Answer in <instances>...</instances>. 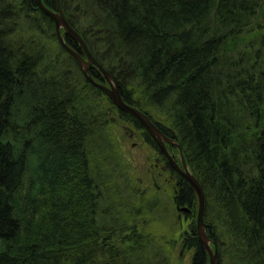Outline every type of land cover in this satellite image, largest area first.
<instances>
[{"label":"trees","instance_id":"1","mask_svg":"<svg viewBox=\"0 0 264 264\" xmlns=\"http://www.w3.org/2000/svg\"><path fill=\"white\" fill-rule=\"evenodd\" d=\"M75 1L90 3L101 40L90 44L58 0L65 20L120 97L178 144L204 193L206 234L218 253L217 230L235 264H264V0ZM41 2L54 10L53 0ZM53 28L33 0H0V264H139L151 240L129 226L141 206L115 205V166L104 165L114 149L103 126L128 122L160 151L134 119L99 99L105 94L82 78ZM49 35L55 51L41 46ZM73 77L98 94L104 123L75 93ZM143 105L163 112L173 130ZM168 151L180 166L178 150ZM158 154L173 206L188 210L180 213L188 225L179 247L190 264H207L195 194Z\"/></svg>","mask_w":264,"mask_h":264},{"label":"rangeland","instance_id":"2","mask_svg":"<svg viewBox=\"0 0 264 264\" xmlns=\"http://www.w3.org/2000/svg\"><path fill=\"white\" fill-rule=\"evenodd\" d=\"M65 1L67 2L65 7L68 17L75 23L77 29L86 34V39L90 44H93V40H95V43L99 42L102 35H98L97 30L92 32L90 3L85 1L84 7H80L75 0ZM63 8V5H60V9ZM41 41H44L41 43L44 49L55 51V40L51 35L45 39L42 38ZM93 49L94 47H92ZM98 50H100V46ZM119 76H121V73H119ZM78 80L77 77H73V90L76 94H79V98H82L84 102L89 104L92 102L94 109L98 110L97 115L100 116L99 99L104 102L105 99L103 98L107 97L104 95L98 99V94L83 89L80 83L77 82ZM124 82L127 83V80ZM128 89H131V87L129 86ZM142 108L147 112L148 110L151 111L152 118L159 125L167 126L169 131L173 130L163 112L161 113L159 109H149L146 105H143ZM104 109L105 107L101 108L104 111L103 113L106 114L107 110ZM98 119L104 123L102 116ZM103 127L105 134L109 135L106 138L110 140L114 149L111 162L109 164L104 162V165L105 171L108 172L111 168L114 169L115 166L111 182L115 186V205H119L121 209L134 211L138 206H141L140 219H131L129 226H133L136 233L147 234L149 240H151L150 244L139 254V264H190V254L183 252L179 247L180 236L186 231L188 221L173 206L171 200L172 184L169 180L167 182L166 179L168 173H162L158 168L152 167L157 162L156 151L143 141L140 132L135 130L128 122L122 121V123L118 122L114 125L109 123L108 127L106 125ZM157 172L162 174L158 175ZM152 178H154L158 189L153 187ZM134 211L132 212L133 215L135 214ZM209 221L214 222L216 220L211 217ZM217 232L218 237L223 240L222 248L219 249L218 253L221 264H235L234 258L229 255L230 250L225 251L226 248H229L228 238L226 240L223 235V238H221V232L218 230ZM140 243L143 245V240Z\"/></svg>","mask_w":264,"mask_h":264},{"label":"water","instance_id":"3","mask_svg":"<svg viewBox=\"0 0 264 264\" xmlns=\"http://www.w3.org/2000/svg\"><path fill=\"white\" fill-rule=\"evenodd\" d=\"M53 2L55 4V8L54 10H50L46 8L40 2V0H33L36 8L47 18H49L51 23L54 25V34L56 35L58 45L61 46L66 51V53L74 59L84 78H86L94 88L96 87L103 91L105 96L110 100L115 109L127 114L139 124V126L146 132L150 140L153 141L158 151H160L163 157H165L166 162H168V165L173 170V172L177 173L186 183L190 185L193 194H195L197 205L194 214L195 235L205 250L207 264H218L219 258L215 241L214 239L211 240L206 234V229H208L209 226H207V224L204 222L203 215L205 207V196L202 192L199 182H197L192 173L188 171L185 161H183L178 144L175 141L170 140L159 129H157L155 125L150 122V120L147 119V117L141 111L137 110L131 105H127L123 101V99L120 97L113 77L95 61V58H93V56L90 54L83 40L66 22L64 14L60 9V3L58 2V0H53ZM60 30H62L61 34ZM63 34L74 40V42L79 46L80 53L83 57L78 55L74 50L65 45L63 41ZM94 67L102 77L103 82L107 84L106 87L96 82L94 83L91 77H89L88 69ZM170 146H175L178 150L180 166L176 163V161L174 162L173 155L167 151V148H169ZM151 181L153 187L157 189V185L155 184L154 179H151ZM175 210L178 212H188L185 207H179L178 205H175Z\"/></svg>","mask_w":264,"mask_h":264},{"label":"bare ground","instance_id":"4","mask_svg":"<svg viewBox=\"0 0 264 264\" xmlns=\"http://www.w3.org/2000/svg\"><path fill=\"white\" fill-rule=\"evenodd\" d=\"M40 2H41V0H40ZM42 3V2H41ZM43 4V3H42ZM70 26V25H69ZM53 27H54V25H53ZM73 29V28H72ZM74 30V29H73ZM62 33V30H60V34ZM76 33V32H75ZM77 34V33H76ZM63 36H67V35H64L63 34ZM68 37V36H67ZM81 38V37H80ZM82 39V38H81ZM83 40V39H82ZM63 41H64V38H63ZM83 42H84V40H83ZM65 43V42H64ZM84 44H85V42H84ZM65 45H66V43H65ZM68 46V45H67ZM69 47V46H68ZM70 48V47H69ZM70 49H72V48H70ZM88 49V48H87ZM73 50V49H72ZM75 51V50H74ZM76 52V51H75ZM78 55H80V56H82L81 55V53L80 52H76ZM83 57V56H82ZM73 59V58H72ZM95 61L97 62V60L95 59ZM98 63V62H97ZM99 64V63H98ZM95 68V67H94ZM78 69H79V67H78ZM90 69V68H89ZM88 69V75H89V77H91V79H92V81L95 83H98V84H101V85H103L104 87H106L107 86V84L105 83V82H98L97 81V78L96 77H93L91 74H90V70ZM96 69V68H95ZM82 74V73H81ZM95 78V79H94ZM85 80L87 81V79L85 78ZM114 82H115V85H116V81L114 80ZM88 84H89V86L90 87H92V88H94L89 82H88ZM116 87H117V85H116ZM96 88V87H95ZM118 88V87H117ZM97 90H100V89H98V88H96ZM101 91V90H100ZM103 92V91H102ZM104 93V92H103ZM110 101V100H109ZM127 104V103H126ZM128 105V104H127ZM130 105V104H129ZM132 106V105H131ZM135 108V107H134ZM137 109V108H136ZM138 110V109H137ZM120 111V110H119ZM143 113V112H142ZM144 114V113H143ZM145 115V114H144ZM146 116V115H145ZM147 117V116H146ZM147 119H148V117H147ZM150 120V119H149ZM150 122H152V121H150ZM153 123V122H152ZM154 124V123H153ZM155 125V124H154ZM155 127L157 128V126L155 125ZM158 129V128H157ZM160 130V129H159ZM161 131V130H160ZM175 147V146H174ZM179 147V146H178ZM170 148V147H169ZM169 148H167V151H168V149ZM176 148V147H175ZM158 150V149H157ZM169 153H170V151H168ZM157 154H158V152H157ZM160 154V153H159ZM158 154V155H159ZM172 154V153H171ZM161 155V154H160ZM173 155V154H172ZM163 156V155H162ZM160 158V157H159ZM173 160H174V155H173ZM177 163V162H176ZM190 210V209H189ZM205 219V218H204ZM215 236V235H214ZM216 238V237H215Z\"/></svg>","mask_w":264,"mask_h":264},{"label":"flooded vegetation","instance_id":"5","mask_svg":"<svg viewBox=\"0 0 264 264\" xmlns=\"http://www.w3.org/2000/svg\"><path fill=\"white\" fill-rule=\"evenodd\" d=\"M175 148V147H174ZM177 150V149H176ZM152 167H154V168H158L162 173H164V172H166L159 164H158V162H155V164H153L152 165ZM158 173V175H160V174H162V173H160V172H157ZM152 179H154V178H152ZM167 182H168V180H170V176L168 175L167 176ZM157 189H158V187H157ZM171 198H172V200L174 199V196H171Z\"/></svg>","mask_w":264,"mask_h":264}]
</instances>
